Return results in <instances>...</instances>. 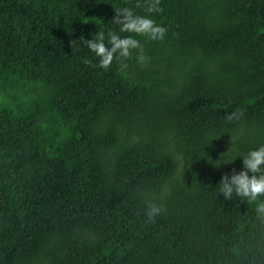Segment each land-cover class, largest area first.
<instances>
[{
  "label": "trees",
  "instance_id": "obj_1",
  "mask_svg": "<svg viewBox=\"0 0 264 264\" xmlns=\"http://www.w3.org/2000/svg\"><path fill=\"white\" fill-rule=\"evenodd\" d=\"M123 5L164 39L101 68ZM261 143L264 0H0V264H264L218 185Z\"/></svg>",
  "mask_w": 264,
  "mask_h": 264
},
{
  "label": "clouds",
  "instance_id": "obj_2",
  "mask_svg": "<svg viewBox=\"0 0 264 264\" xmlns=\"http://www.w3.org/2000/svg\"><path fill=\"white\" fill-rule=\"evenodd\" d=\"M158 4L159 0H136V6L143 8L146 13L158 10ZM114 9L111 21L119 25V31H110L106 37L101 32L98 36L83 41L88 50L98 58V66L105 69L114 59L130 56L133 49L139 50L138 61L146 60L143 44L133 33L144 35L149 40L159 41L164 39L166 32V27L158 24L153 16L136 12L132 6L123 5ZM83 62L91 63L86 57ZM237 156L243 157L242 167L239 171L233 169L230 173L222 175L218 184L219 193L227 200L239 197L248 201H257L259 197L264 196V143ZM234 159H222V161L229 162ZM255 209L257 216L264 218V200H259ZM161 211L162 207L151 206L147 215L151 219Z\"/></svg>",
  "mask_w": 264,
  "mask_h": 264
}]
</instances>
